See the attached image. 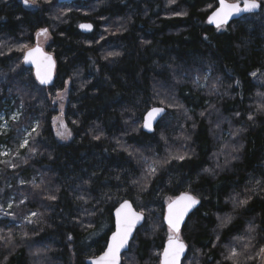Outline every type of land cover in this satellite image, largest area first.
<instances>
[{"label": "trees", "instance_id": "1", "mask_svg": "<svg viewBox=\"0 0 264 264\" xmlns=\"http://www.w3.org/2000/svg\"><path fill=\"white\" fill-rule=\"evenodd\" d=\"M98 1L94 18L68 0L49 9L0 0V74L6 79L0 93L22 105V126L37 124L22 151L26 164L11 178L0 172L12 186L0 199V264H31L34 258L37 264H86L105 251L113 212L125 200L145 222L122 264H160L169 234L165 207L183 192L201 204L180 234L188 246L182 264H233L232 250L240 254L238 264H260L264 0L257 15L222 30L207 23L216 0ZM84 23L93 25L92 33L80 31ZM42 28L53 35L48 52L57 76L51 88L40 87L31 69L23 65L16 72L11 63L12 52ZM67 82L65 120L73 138L60 144L49 93L63 91ZM154 107L167 114L148 135L141 127ZM169 117L185 129L168 131L161 123ZM223 131L230 134L224 142ZM179 156L185 158H173ZM158 159L157 171L146 175L147 164ZM13 194L12 206L22 215L16 221L4 214Z\"/></svg>", "mask_w": 264, "mask_h": 264}, {"label": "snow or ice", "instance_id": "2", "mask_svg": "<svg viewBox=\"0 0 264 264\" xmlns=\"http://www.w3.org/2000/svg\"><path fill=\"white\" fill-rule=\"evenodd\" d=\"M25 5H34L36 0H23ZM171 3H175V0H171ZM261 7L259 0H243V7L239 3H230L229 0H219V6L215 11L208 17V23L215 25L217 30H221L225 24L233 16L239 15L242 12H253ZM81 28L91 29V25H81ZM48 30L43 29L37 33V36H47ZM27 46L20 49L23 51ZM24 63H30L35 65L36 78L41 84H47L50 82L52 71L55 67V62L50 55H47L42 49L37 46L33 49H28L24 53ZM255 75V73H253ZM163 103V101H161ZM164 108L154 107L144 118L143 128L148 131L153 130V123L156 118L164 112ZM16 117H14L15 119ZM253 117L249 116L251 120ZM36 128H33V132H36ZM61 138L70 137L71 133L65 129V132L58 133ZM99 139V137H96ZM28 140L25 139L20 147H26ZM174 159L183 160L185 157H173ZM152 172L156 171L155 167L151 168ZM50 200H54L55 196L47 197ZM247 200L240 201L241 205L247 204ZM200 203V201L188 192H183L175 198H169L167 203V211L164 217L168 229L167 245L164 247L162 253L161 264H179L181 255L185 252L186 245L180 237L181 225L184 224L185 218L189 212ZM11 207V205H9ZM32 216H36L37 213L33 212ZM115 231L107 243L106 250L102 255L95 258L92 264H120V253L121 250L126 247L130 237L132 236L133 229H135L143 219V213H138L133 209V206L127 200L123 201L115 211ZM231 217L221 222V227H224L229 223ZM31 222V218H29ZM254 231V229H249ZM10 239V236H9ZM71 239V237H69ZM262 255H264V248L260 249ZM240 254L235 250L231 251V255L228 257L233 260V264H238V256Z\"/></svg>", "mask_w": 264, "mask_h": 264}, {"label": "rangeland", "instance_id": "3", "mask_svg": "<svg viewBox=\"0 0 264 264\" xmlns=\"http://www.w3.org/2000/svg\"><path fill=\"white\" fill-rule=\"evenodd\" d=\"M61 1V0H60ZM70 3H77V7L82 11V15L87 16V17H94V14L91 13V10H97L98 7L100 6V3L98 0H68ZM58 3L57 0H44L41 2V5L38 4L37 2L32 5L33 9L36 8H44V9H49L53 4ZM55 9V7H53ZM94 12V11H93ZM99 13V12H98ZM174 14V12L170 13ZM101 23L105 22V25L103 26L102 32H104L107 35H111L112 30L108 29V23L103 20H99ZM119 25V22L117 21L116 23ZM226 27H223L224 29ZM47 29V28H42ZM221 29V30H222ZM39 30L32 36L31 43L27 45V48H25L23 51L20 49L24 48V46L15 49L12 54L14 55L13 58L11 59V63L17 67L16 72H19V68L23 67V56L25 51L28 49H32L38 44L41 46L44 50L48 51L49 47L53 43V35L51 32V29H47L48 33L47 36L40 35L37 36V33L41 32ZM24 68V67H23ZM0 87L3 84V88L5 87V82L6 79L1 76L0 74ZM5 84V85H4ZM205 84H201V87L203 88ZM70 83L67 82L63 91H55V93H49V102L51 105V110L55 111L54 119L52 120V128L53 132L55 135V138L57 139V142L60 144H68L71 142L73 136L72 133L67 125V122L65 120V111H66V106H67V101H68V95L70 91ZM9 98L11 100L8 102V100L5 98ZM9 95L6 96L5 93H0V172H5L3 171L6 170L10 173V178L13 176L11 174L12 172H18L19 168L23 167L26 164V156L23 155V149L26 147H20L22 142L27 139L28 144L30 141L31 134L33 132V128H37V124L33 123L30 130H28L25 126L21 125V118H22V112H23V107L21 104L17 107V99L14 97H8ZM14 117H16L14 119ZM18 128H14V125ZM162 126L166 127L168 131L171 133L175 134L178 131L180 132L181 130L185 129L184 126L181 128V120L179 121L178 119L174 117H169L162 121ZM142 128V127H141ZM65 129L71 133L70 137L68 138H61L58 133L65 132ZM16 134L17 138L15 140H12L10 138V135L12 133ZM222 135L220 139L222 142L227 140L230 137V134L226 131L221 132ZM173 143H176V141L173 140ZM178 146L175 147L177 149ZM185 148V147H184ZM178 150V149H177ZM160 159L158 160H151L149 164H147V168L145 170V174L147 175H153L157 171V162H159ZM162 162V161H161ZM160 162V163H161ZM21 165V167H20ZM155 167L156 171L152 172L151 168ZM23 175V173H22ZM7 174H0V199L2 198L5 188L8 186V190L12 189L11 185H7L9 182L7 180ZM19 176V175H18ZM20 179L18 178V183L23 185L22 183V177L19 176ZM18 196V195H17ZM16 195H12L11 203L6 206V209L4 210V214L16 221L17 219H20L22 217L21 212H18L17 209H14L12 206V201H15ZM21 198V197H20ZM11 205V207H9ZM18 212V213H17ZM32 216V215H31ZM169 231V230H168ZM161 257V256H160ZM38 260L34 258L31 264H37ZM260 264H264V255L261 254V259H260Z\"/></svg>", "mask_w": 264, "mask_h": 264}, {"label": "water", "instance_id": "4", "mask_svg": "<svg viewBox=\"0 0 264 264\" xmlns=\"http://www.w3.org/2000/svg\"><path fill=\"white\" fill-rule=\"evenodd\" d=\"M216 1H217V7H218V6H219V0H216ZM237 3H239L240 6L243 7V1H242V2H237ZM260 8H261V7H260ZM260 8L256 9V10L253 11V12H242V13H240L239 15L233 16L231 19H229V21L227 22V24H225L223 27H227V26H229L231 23H233V22H235V21H238V20H240V19L243 18V17L250 16V15H257V14L260 12ZM215 10H216V9H215ZM215 10H214V11H215ZM211 14H212V13H211ZM211 14H210V15H211ZM210 15H209V16H210ZM207 23H208V19H207ZM82 25H91V29H85V28H81V27H79V28H80V31H81L82 33H84V34H90V33L93 32V25H92L91 23H84V24H82ZM208 25H209L210 27L214 28V29H217L215 25H212V24H209V23H208ZM37 46H39V45L36 44L35 47H37ZM35 47H34V48H35ZM39 47L42 49V51H43L44 53H46L47 55H50V56L52 57L53 61L55 62V67H54V69H53V71H52V75H51L50 82L47 83V84H41V83L39 82V80H37V78H36V68H35V65L30 64V63H24V57H23V65H24V67H26V68L32 70L33 77H34L36 83H37L40 87H42V88H51V87L54 85L55 80H56L57 63H56V60H55V58H54V56H53L52 54H50L49 52H47L46 50H44L41 46H39ZM32 49H33V48H32ZM161 108H163V107H161ZM164 109H165V108H164ZM150 110H151V109H150ZM150 110H149V111H150ZM149 111H148V112H149ZM148 112H147V113H148ZM147 113L145 114L144 118L147 116ZM166 114H167V110L165 109L164 112L161 113V114L156 118V120H155L154 123H153V130H152V131H148L147 129H145V128L142 127V132H144L145 134H148V135H152V134H154V132H155V130H156V127H157L158 124L161 122V120L165 117ZM144 118H143V123H144ZM143 123H142V125H143ZM191 195H192V194H191ZM193 196H194V195H193ZM197 199H198V198H197ZM198 200H199V199H198ZM199 201H200V200H199ZM128 202H129V201H128ZM130 203H131V202H130ZM131 204H132V203H131ZM200 204H201V201H200V203H199L198 205H196V206H195V207L189 212L188 216L185 218V222H184V224L181 225L180 234H181V231H182L183 227L185 226V224H186L188 218H189V217H190V216H191V215H192V214H193V213L199 208ZM119 206H120V205H119ZM119 206H118V207H119ZM132 206H133V205H132ZM118 207H117V208H118ZM133 209H134L136 212H138V211L134 208V206H133ZM115 211H116V209H115L114 212H113V218H114V231H115V221H116ZM166 211H167V206L165 207V214H164V217H165V215H166ZM138 213H140V212H138ZM144 222H145V216L143 215V219H142V221H141L140 223H138V225H137V227H136L135 229H133L132 236L130 237V239H129V241H128V244L126 245V247H125L124 249L121 250V253H120V264H122L124 254H126V253L129 251L130 244L132 243V241H133V239H134V237H135V235H136V232H137V231L143 226ZM164 224H165V226H166L167 229H168V226H167V223H166L165 219H164ZM168 230H169V229H168ZM114 231H113V232H114ZM111 235H112V234H111ZM111 235H110V237H111ZM110 237H109V239H110ZM109 239H108V241H109ZM184 243H185V242H184ZM166 245H167V241H166L164 247H165ZM185 245H186V243H185ZM106 247H107V246H106ZM105 250H106V249H105ZM163 250H164V248H163ZM162 253H163V251H162ZM162 253H161V257H160V264H161V260H162ZM187 253H188V246L186 245L185 252L181 255L179 264H182V262L184 261V259H185L186 256H187ZM102 254H103V253H102ZM102 254H101V255H102ZM98 257H99V256H98ZM95 258H97V257H95ZM95 258L88 259V260L86 261V264H92V261H93Z\"/></svg>", "mask_w": 264, "mask_h": 264}]
</instances>
